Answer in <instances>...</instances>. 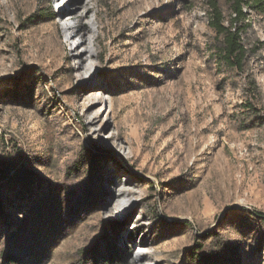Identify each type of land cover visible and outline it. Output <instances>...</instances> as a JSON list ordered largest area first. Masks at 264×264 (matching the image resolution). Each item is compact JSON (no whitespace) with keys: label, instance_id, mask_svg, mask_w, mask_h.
Masks as SVG:
<instances>
[{"label":"rangeland","instance_id":"374dc122","mask_svg":"<svg viewBox=\"0 0 264 264\" xmlns=\"http://www.w3.org/2000/svg\"><path fill=\"white\" fill-rule=\"evenodd\" d=\"M122 1L78 69L73 0H0V264H264V3L239 67L210 0Z\"/></svg>","mask_w":264,"mask_h":264},{"label":"trees","instance_id":"16d2710c","mask_svg":"<svg viewBox=\"0 0 264 264\" xmlns=\"http://www.w3.org/2000/svg\"><path fill=\"white\" fill-rule=\"evenodd\" d=\"M256 2L258 5H262L264 0H233V14L231 25L225 23L223 12L219 6L217 0H210V24L217 31L218 34L223 36L222 56L232 66H242L243 59L245 57L246 49L241 41V31L243 28L238 25V22L247 16L245 7H251V2ZM9 171H13L16 174V170L11 168ZM12 177L0 172V182L5 179H11ZM117 253L116 249H114ZM114 252V254H116ZM15 257L6 255L3 264H11ZM114 262L113 258H109Z\"/></svg>","mask_w":264,"mask_h":264},{"label":"bare ground","instance_id":"6f19581e","mask_svg":"<svg viewBox=\"0 0 264 264\" xmlns=\"http://www.w3.org/2000/svg\"><path fill=\"white\" fill-rule=\"evenodd\" d=\"M73 1L75 2V5L71 9L72 14L68 15V16H64L62 18V20H66L67 22H70L71 20L77 19V23H70V24L68 23L69 24L68 28L72 29L74 31V34L72 36H69L67 38V41L72 42V40H74V38L76 36H80V39H81L80 42L78 44L74 45V50L78 51L79 46H81L82 44H86V42H88L89 40H91L94 43L96 41H102L103 37L100 34L96 35L94 33L93 29L85 21L86 17H88L94 11V7L91 5V3L95 0H83V1L82 0H73ZM116 1H117V5H118V3L120 4V6L117 8V12H116L117 16H118L117 22L120 24V22L122 21V18H123L122 16L125 15L126 3L122 0H112L113 3H116ZM137 9L139 10V8H137ZM64 11L65 10L61 11V15L64 13ZM96 14H97L98 23H100V25L98 26V28L100 30L109 29L111 31L114 28H117L119 26L118 24L113 26L114 22L112 23V21L110 19H108L106 22H104V20L101 16V8H99V10L96 12ZM110 14H112V13H110ZM67 22H66V24H67ZM104 32H106V31H104ZM90 52L91 51L88 47H86L82 51L77 52V55L75 57H76V59L79 60L78 69H82L85 67L86 62L91 57V56H89Z\"/></svg>","mask_w":264,"mask_h":264}]
</instances>
